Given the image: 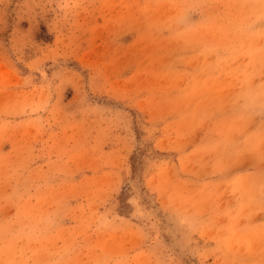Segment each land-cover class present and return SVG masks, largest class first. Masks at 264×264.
Listing matches in <instances>:
<instances>
[{
	"label": "rangeland",
	"instance_id": "374dc122",
	"mask_svg": "<svg viewBox=\"0 0 264 264\" xmlns=\"http://www.w3.org/2000/svg\"><path fill=\"white\" fill-rule=\"evenodd\" d=\"M256 169L264 0H0V264H264Z\"/></svg>",
	"mask_w": 264,
	"mask_h": 264
},
{
	"label": "crops",
	"instance_id": "0c3cea01",
	"mask_svg": "<svg viewBox=\"0 0 264 264\" xmlns=\"http://www.w3.org/2000/svg\"><path fill=\"white\" fill-rule=\"evenodd\" d=\"M264 175V172H262V170L260 169H256V170H250L249 172H247V177H252V178H256L257 179H262V176ZM256 185H258L256 183ZM256 185L254 184L253 187L255 188Z\"/></svg>",
	"mask_w": 264,
	"mask_h": 264
}]
</instances>
